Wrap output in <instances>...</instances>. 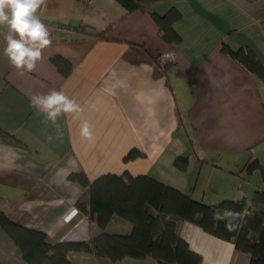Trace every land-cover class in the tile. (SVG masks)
Segmentation results:
<instances>
[{"label":"crops","instance_id":"obj_1","mask_svg":"<svg viewBox=\"0 0 264 264\" xmlns=\"http://www.w3.org/2000/svg\"><path fill=\"white\" fill-rule=\"evenodd\" d=\"M171 9L180 13L173 23L179 44L163 38L152 15ZM37 15L52 43L31 73L11 66L3 51L7 29L0 26V207L14 222L44 231L53 243L131 233L133 223L117 214L101 228L78 210L87 187L69 175L82 170L92 181L107 173L147 175L210 205L244 197L252 205L254 191L264 188L262 171L247 168L257 159L264 166V80L223 47H245L264 63V0H159L135 11L118 0H46ZM101 30L107 38L94 35ZM54 56L72 64L68 75ZM155 56L174 63L164 70ZM117 79L126 86L113 89ZM52 89L85 108L93 142L80 137V121L71 116L45 124L31 96ZM133 148L143 155L126 160ZM179 155L188 157L185 169L175 164ZM180 235L203 264H252L250 253L191 221L182 222ZM69 258L163 264L86 251ZM0 262L27 264L1 226Z\"/></svg>","mask_w":264,"mask_h":264},{"label":"trees","instance_id":"obj_2","mask_svg":"<svg viewBox=\"0 0 264 264\" xmlns=\"http://www.w3.org/2000/svg\"><path fill=\"white\" fill-rule=\"evenodd\" d=\"M128 11L146 10L159 0H118ZM158 22L163 38L175 44L181 37L173 27L180 17L176 9L164 15L152 14ZM39 18L46 22L42 17ZM86 30L87 27L84 26ZM98 38H107L106 31H96ZM224 52H230L233 58L246 70L264 80V63L249 49L242 47L236 51L224 46ZM154 60L164 70L174 61L155 56ZM53 62L65 75L72 70V64L62 56H54ZM143 152L133 148L125 156L126 160L142 156ZM175 164L185 169L188 157L179 155ZM249 171L259 168L264 174V166L259 160L248 165ZM70 179L87 187L77 200L78 210L97 221L105 228L114 214L133 223L129 234L108 233L102 231L90 240H67L53 243L48 235L38 229L26 228L14 222L0 207V226L20 247L27 264H77L69 258L71 251L94 252L97 255L116 261L125 256L144 258L151 256L163 264H203L202 257L190 249L180 235L182 222L191 221L207 232L232 241L236 248L251 255L252 264H264V188L258 187L252 196V205L247 199H226L210 205L202 200L162 183L147 175L126 176L107 173L90 180L84 170L72 172ZM231 209L244 214L240 221L242 227L230 232L224 221H215L213 213ZM0 264H2L0 262Z\"/></svg>","mask_w":264,"mask_h":264},{"label":"clouds","instance_id":"obj_3","mask_svg":"<svg viewBox=\"0 0 264 264\" xmlns=\"http://www.w3.org/2000/svg\"><path fill=\"white\" fill-rule=\"evenodd\" d=\"M45 2L46 0H0V26L7 29L4 33V55L21 75L35 70L37 62L42 59L43 50L52 43L48 27L37 15ZM125 86L123 80L117 79L113 89ZM31 104L44 115L45 124L50 122L56 126L61 116H71L73 120H79L80 137L90 143L94 141L93 125L83 118L85 108L64 91L52 89L47 94H33ZM46 139L51 143L54 137L48 135ZM55 139H61L58 126ZM213 219L224 221L226 229L234 232L242 227L240 221L244 219V214L225 209L215 211Z\"/></svg>","mask_w":264,"mask_h":264},{"label":"built area","instance_id":"obj_4","mask_svg":"<svg viewBox=\"0 0 264 264\" xmlns=\"http://www.w3.org/2000/svg\"><path fill=\"white\" fill-rule=\"evenodd\" d=\"M83 1H86V2H88V1H90V0H83Z\"/></svg>","mask_w":264,"mask_h":264},{"label":"rangeland","instance_id":"obj_5","mask_svg":"<svg viewBox=\"0 0 264 264\" xmlns=\"http://www.w3.org/2000/svg\"><path fill=\"white\" fill-rule=\"evenodd\" d=\"M261 187V186H260Z\"/></svg>","mask_w":264,"mask_h":264}]
</instances>
